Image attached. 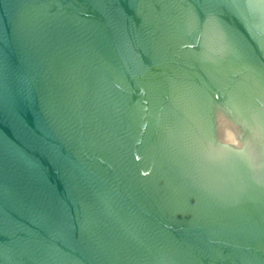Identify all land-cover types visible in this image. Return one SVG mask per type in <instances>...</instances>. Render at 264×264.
<instances>
[{"label":"water","instance_id":"1","mask_svg":"<svg viewBox=\"0 0 264 264\" xmlns=\"http://www.w3.org/2000/svg\"><path fill=\"white\" fill-rule=\"evenodd\" d=\"M0 264H264V0H0Z\"/></svg>","mask_w":264,"mask_h":264}]
</instances>
